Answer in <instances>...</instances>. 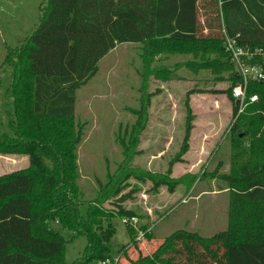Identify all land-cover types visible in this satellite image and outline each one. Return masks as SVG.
<instances>
[{
  "label": "trees",
  "instance_id": "1",
  "mask_svg": "<svg viewBox=\"0 0 264 264\" xmlns=\"http://www.w3.org/2000/svg\"><path fill=\"white\" fill-rule=\"evenodd\" d=\"M47 0L38 28L25 42L23 60L6 96L14 104L10 125L17 142L0 140V150L7 144L24 151L30 160L29 169L0 177V264H66L63 234L71 241L85 236L88 246L74 264L92 260L110 261V243L117 234L114 221L131 219L133 213L123 207L132 192L124 194L131 178L144 180L155 187L166 185L172 192L179 181L171 180V168L189 150L193 129L191 94H225L223 91H189L186 97L187 122L184 142L178 156L171 161L167 177L137 173L125 166L139 152L135 151L139 135L148 121L152 78L163 82L183 78L178 68L156 67L158 57L192 55L197 62L185 63L191 72L207 70L220 74L230 71L233 86L238 83L233 66L226 61L224 33L239 36V41L264 47V0ZM201 9L214 19L201 23ZM121 44H141L139 70V109L130 136L120 139L125 163L118 172L99 181L93 200L81 199L76 150L82 129L75 134L52 133L51 122L75 119L77 93L98 71L100 61ZM215 56L210 59V56ZM233 104L235 123L231 132L256 119L245 117L249 110L260 111L264 105V83L251 84L248 96L259 101L241 114L234 103L232 88L226 92ZM28 101L25 105L24 100ZM251 121V122H249ZM249 122V123H248ZM250 126V128H249ZM73 134V133H72ZM140 172V171H139ZM224 179L231 188L234 207H264V161L245 163ZM110 203L115 209L104 207ZM238 219L228 230L209 239L195 232L177 230L147 255L130 259L128 252L138 248L136 233L129 228L131 245L123 247L121 256L129 264H264V220ZM58 223L60 229L52 224ZM145 238L151 241L147 233ZM153 242V240H152Z\"/></svg>",
  "mask_w": 264,
  "mask_h": 264
},
{
  "label": "rangeland",
  "instance_id": "2",
  "mask_svg": "<svg viewBox=\"0 0 264 264\" xmlns=\"http://www.w3.org/2000/svg\"><path fill=\"white\" fill-rule=\"evenodd\" d=\"M46 6L47 0H0V140H7L8 144L17 142L18 137L10 127L14 120V104L6 96V91L13 83L16 70L25 65L22 49L38 28ZM206 13L203 9L199 13L202 24L215 18ZM141 55V44L118 45L100 61L95 76L78 91L75 119L49 124L52 133L58 136L61 132L72 136L77 128L82 129L81 142L76 150L82 200H93L99 181L105 184L108 176L116 174L118 167L125 163L120 139L130 136L137 119L133 112L140 107ZM173 57H158L155 66L173 68L178 64ZM214 57L211 55L209 58ZM190 59L191 56L184 62ZM230 73L224 71L214 75L205 71L203 83L192 81L194 84L186 85L190 91L203 88L208 92L223 91L225 94L195 92L191 96L202 94V97L199 96L193 104L189 97L193 129L187 154L175 162L168 175L171 180L179 181L174 191L171 192L166 185L155 187L145 175L142 176L144 180L131 178L126 183L124 194L132 192V198L124 202L123 207L137 219L135 225H128L136 233L137 240L141 238L138 248L132 247L128 252L130 259L152 253L177 230L185 229L209 239L228 230L238 219H258L260 216L264 220V207L244 206L238 209L233 206L231 188L224 179L245 163L264 161V105L263 111L249 110L245 115L250 119L262 117L256 119L250 129L244 126L237 132H231L235 123L233 104L226 94L233 84ZM181 74L188 80L194 79L188 69L182 70ZM160 85L155 82L150 90L154 92ZM161 86L163 89L158 90L154 100L151 99L148 121L139 135L135 149L139 153L125 166L139 174L167 177L169 165L180 153L184 142L187 95H183L185 86L175 85L178 92L169 90L168 84ZM24 103L27 105V99ZM8 144V150H0V177L25 171L30 166L28 155ZM104 207L110 211L115 209L109 202ZM124 220L117 218L114 221L117 234L110 243L109 264H129L127 257L121 256L122 248L132 242ZM52 227L60 229L58 223ZM147 233L153 242L145 238ZM63 234L68 240L64 259L66 264H74L84 254L88 239L80 236L71 241L69 232L64 231ZM88 264L103 263L92 260Z\"/></svg>",
  "mask_w": 264,
  "mask_h": 264
},
{
  "label": "built area",
  "instance_id": "3",
  "mask_svg": "<svg viewBox=\"0 0 264 264\" xmlns=\"http://www.w3.org/2000/svg\"><path fill=\"white\" fill-rule=\"evenodd\" d=\"M239 39V36L232 38L224 33L226 61L233 66L234 74L239 80L237 84L232 85V97L241 114L248 106L259 101L258 95L248 96V88L254 83H264V47H253L240 42ZM124 222L135 225L137 219H125ZM102 263L109 264V261Z\"/></svg>",
  "mask_w": 264,
  "mask_h": 264
},
{
  "label": "crops",
  "instance_id": "4",
  "mask_svg": "<svg viewBox=\"0 0 264 264\" xmlns=\"http://www.w3.org/2000/svg\"><path fill=\"white\" fill-rule=\"evenodd\" d=\"M191 56V58L192 59H190L191 61H194V60H196L197 62H201L200 61V59H201V57H199L198 59L196 58V59H194V56H192V55H190ZM189 55H177V56H174L173 57V59L176 61V60H178L177 62H178V64L177 65H181L179 68H178V74L183 78L182 80H179V81H170V82H163V81H160V80H156V79H154V78H152L151 79V81H150V88H152V86L154 85V83L156 82V83H158V84H161V85H165V84H168V89L170 90V89H172V90H174V92H178L179 90H178V86H185V90H184V92H183V95L185 96V95H187L185 92H187L188 93V91H190V89H186V85L188 84L189 85V83L190 84H194V82L192 83V81H195V84H199V83H203L202 82V75H203V72H207V70H199V71H197V72H191L189 69V72L191 73V74H193V80H188V77L187 76H184V75H182L181 74V71L182 70H184V69H186L187 70V68H186V66H182L183 64H185V58L187 59V57H190ZM156 60H158V58L156 59ZM184 62V63H183ZM189 62V61H188ZM186 63H187V61H186ZM156 65V64H155ZM205 74V73H204ZM174 84V85H173ZM179 84H181V85H179ZM160 85V87H159V89L158 90H162L163 89V87ZM175 85H178V86H175ZM158 90H156V91H151L150 90V93H156ZM208 89H203V88H198V91H207ZM165 92L166 91H168V90H164ZM162 93L164 94V92L162 91ZM196 95V96H195ZM195 95H193V96H191V99H192V104H193V101L194 100H196L199 96L200 97H202V94H195ZM157 95H155L152 99L154 100L155 99V97H156Z\"/></svg>",
  "mask_w": 264,
  "mask_h": 264
}]
</instances>
